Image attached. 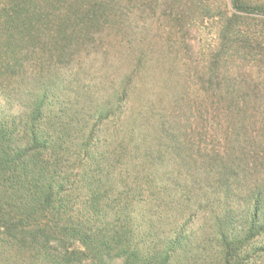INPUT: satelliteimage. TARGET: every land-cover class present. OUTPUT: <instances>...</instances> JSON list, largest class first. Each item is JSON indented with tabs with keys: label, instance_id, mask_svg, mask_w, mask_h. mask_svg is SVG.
<instances>
[{
	"label": "trees",
	"instance_id": "trees-1",
	"mask_svg": "<svg viewBox=\"0 0 264 264\" xmlns=\"http://www.w3.org/2000/svg\"><path fill=\"white\" fill-rule=\"evenodd\" d=\"M129 3L0 0V264H192L200 238L205 264L264 259V100L226 69L264 60V5L232 0L198 90L137 107L155 58ZM112 36L129 66L100 99L68 77Z\"/></svg>",
	"mask_w": 264,
	"mask_h": 264
},
{
	"label": "rangeland",
	"instance_id": "rangeland-1",
	"mask_svg": "<svg viewBox=\"0 0 264 264\" xmlns=\"http://www.w3.org/2000/svg\"><path fill=\"white\" fill-rule=\"evenodd\" d=\"M248 1L264 5V0ZM129 6L133 10L130 22L132 28L135 29L137 24L140 28L145 25L143 27L145 46L155 58L153 71L146 75L149 79L142 82L143 88L135 96L133 106L138 107L143 103L167 106L180 98L181 94H185L187 87L190 88V92L198 90L201 86V74L205 71V65L207 66V60L204 62L202 56H208L215 48L223 24L234 11L232 0H130ZM168 24L178 25L177 37L180 42L172 49L168 45L170 50L165 45L168 33L163 30V25ZM255 25L257 24L251 26L250 36L259 38L264 48V32L260 34L262 28ZM243 27L248 28L246 25ZM260 37H263V40ZM109 40L113 44L108 53L101 52L105 55L100 53L90 56L77 73L68 77L69 81H73V86L78 81L84 87L91 86L96 97L100 99L111 89L116 67L119 72H125L129 66L127 54L118 47L115 38L112 36ZM181 40L187 41L188 46L186 47ZM168 52L171 56L170 61L163 63L164 55L166 56ZM259 59H249L245 65L229 64L226 69L236 73L244 72L245 74L240 76L241 79L236 80V86L257 89L261 93L259 99L264 100V60L258 62ZM240 67L244 69H239ZM199 98V95H196L192 100ZM201 241V238L196 240L195 248L191 250L196 259L192 264L206 263L201 260L205 244ZM259 245H264V237L259 241ZM213 261L211 260L209 264H216ZM257 264H264V259H260Z\"/></svg>",
	"mask_w": 264,
	"mask_h": 264
}]
</instances>
